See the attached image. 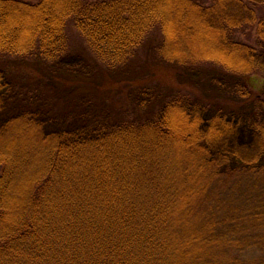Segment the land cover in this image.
<instances>
[{"label":"trees","instance_id":"obj_1","mask_svg":"<svg viewBox=\"0 0 264 264\" xmlns=\"http://www.w3.org/2000/svg\"><path fill=\"white\" fill-rule=\"evenodd\" d=\"M72 53L102 71L155 73L102 75L79 138L45 133L29 111L3 123L0 264H264V197L236 210V177L218 172L233 127L222 116L204 122L211 102L173 79L187 68L243 80L264 73V0H0V108L8 74L40 76L11 62L48 65ZM131 85L165 97L146 113ZM235 153L250 167L240 176L264 190L258 155Z\"/></svg>","mask_w":264,"mask_h":264},{"label":"rangeland","instance_id":"obj_2","mask_svg":"<svg viewBox=\"0 0 264 264\" xmlns=\"http://www.w3.org/2000/svg\"><path fill=\"white\" fill-rule=\"evenodd\" d=\"M34 63L14 61L7 67H13L12 70L18 73L22 70L21 68L25 69L33 65L39 70L40 76L35 78L33 83L29 82L28 77L17 80L18 75L16 74L15 76L8 74L9 77L4 79L0 127L12 114L29 111L38 122L43 124L45 133L60 135L64 132L71 138L85 136L86 131L83 128L92 122L94 109L97 107L94 104L97 95L96 87L103 81L102 75L107 74L116 82H124L155 73L152 68L135 69L131 67L132 65L102 71L82 53L65 55L57 62L48 65ZM176 78L195 86L207 100V106L208 101L211 102V107H206L202 112L204 122L211 117L222 116V119L233 127L226 151L228 160L220 166L218 172L226 175L232 170L231 178L236 177L235 188L238 193L235 200V206L238 207L236 210L244 205H254L258 198L264 197V190L257 187L253 179L248 177L247 180L240 176L250 167L241 161L243 155L235 152L239 148L247 152L253 151L258 155L255 159L257 160L254 164L255 168L264 170V132L261 133L253 125L254 120L264 123V73H257L243 80L241 77L218 74L211 70L187 68L180 70L173 79ZM171 83L170 81V86ZM242 84L243 86L244 84L250 85L252 92L249 98L242 95ZM170 86L166 84V87ZM127 90L135 107L139 104H146L144 107L146 113L159 107L162 98L165 97L163 94L156 99L148 98L142 90L132 85L127 87ZM170 92V89H163L165 94ZM262 92V95H257ZM260 144L263 146L260 147ZM217 151H212L214 157H216L215 154H219ZM198 177L197 182L201 187L202 179L201 176ZM216 197L218 198V192H213L212 198L215 200ZM226 203L230 202L226 201ZM197 211L202 212L203 210L198 208Z\"/></svg>","mask_w":264,"mask_h":264}]
</instances>
